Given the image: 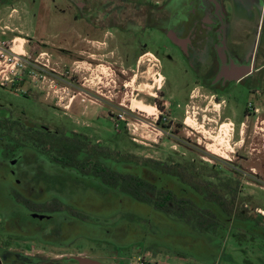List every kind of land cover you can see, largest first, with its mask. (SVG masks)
Returning <instances> with one entry per match:
<instances>
[{"label": "rangeland", "instance_id": "rangeland-1", "mask_svg": "<svg viewBox=\"0 0 264 264\" xmlns=\"http://www.w3.org/2000/svg\"><path fill=\"white\" fill-rule=\"evenodd\" d=\"M79 24L68 15L60 13L54 0H0V27L8 26L17 32L20 30L23 35L9 33V38L16 35L28 40L25 47L27 57L35 59L36 48L42 52L39 62L56 69L55 72L49 70L50 73L42 70L38 75L30 73V80L34 82L31 83L36 89L34 85H21L20 75L14 76L20 73V69L10 75L8 81L0 83V109L23 110V120L42 125L56 136L72 130L85 134L90 137L92 144L109 147L112 152L119 151L122 160L125 156L135 161H166L169 157L178 162L195 159L197 164L215 165L222 176H228L229 170L238 172L240 176L232 173L229 176L240 182V197L246 203L244 208L250 213L254 209V213L264 215V66L243 84L233 83L225 92H220L222 95L218 100L213 93L203 92L200 85L192 86L196 89L195 96L203 94L208 99L203 103L206 99L195 98V108H189L190 113L182 117L188 126L182 124L181 139L187 142L179 144V141L169 139L159 126L157 129L154 126L160 112H167L166 107L172 100L169 97L162 99L161 92L174 93L173 85L170 87L166 83L162 53L158 45L150 44L144 48L143 42L148 43L146 37L140 38V46L133 45L126 37L119 50L115 43L109 41L108 47L93 44L94 48L85 41L74 48L69 44V38L59 42L63 36H68V33L57 32L64 29L62 25ZM43 36L47 42H41ZM158 39L160 35H155V40ZM233 39L237 52L244 47H252L255 54L264 58V1L255 26L235 32ZM19 42L24 43L22 40ZM69 50L76 54H73V59L65 56ZM166 50L172 51L171 48ZM175 58L178 63L175 68L176 77L186 87L192 83L193 75L179 55ZM26 60L31 61L28 58ZM168 64L170 67L172 63ZM262 65L264 60L260 58L256 67ZM81 77L86 87L77 90L75 84ZM33 88L36 95L26 97L27 91ZM140 104L144 111L135 109ZM118 115H123L125 121L116 127ZM22 149L14 158L0 153V171L11 168V161L18 160V167L14 169L31 171L33 175L48 169L68 179L78 176L79 180L92 184L100 200L78 195L75 186L61 189L66 197L64 200L70 199L69 203L83 215L87 214L89 220L81 224L82 237L76 246L61 251L60 257L72 253L101 264H130L140 255L149 264H245L247 257L250 260L262 259L264 262V254L257 248L247 250L252 246L246 244L244 248L238 247L233 234L232 237L227 234V239L214 234L205 235L206 238L203 235L180 237L188 231L181 233L174 228L159 233L158 240H146V243L142 239L136 240H141L140 246L144 248L139 255L129 249L126 253L118 254L115 246L131 244L132 239L138 238L140 230L132 233L127 229V213L123 217L124 212L118 210L112 200L117 192L102 186L94 177L85 178L73 168L48 162L46 156L38 155L33 149ZM202 150L211 157L205 156ZM123 166L141 170L130 163ZM121 199L128 200L124 196ZM129 201V211L145 207ZM100 228H106L109 232L104 236L105 240L111 242L109 245L99 239L91 241L85 238L86 231L95 232L96 235ZM156 228L158 232L161 230L160 226ZM153 244L156 245L146 248ZM187 247L191 250H187L183 258L171 251Z\"/></svg>", "mask_w": 264, "mask_h": 264}, {"label": "flooded vegetation", "instance_id": "flooded-vegetation-1", "mask_svg": "<svg viewBox=\"0 0 264 264\" xmlns=\"http://www.w3.org/2000/svg\"><path fill=\"white\" fill-rule=\"evenodd\" d=\"M54 1L57 2L60 13L68 15L75 22H80L76 26L62 25L64 29L57 32L68 33V36H63L59 42L69 38V44H72L74 48L84 41L94 48L93 44L108 47L109 41L112 44L115 43L119 50L124 45L126 37L129 38L130 43L137 46L142 43L140 38L146 37L148 43L143 42L144 48L149 47L150 44L158 45L162 53L166 83L170 87L173 85L174 93L161 92L162 99L169 97L172 100L166 107L168 111L160 112L154 126L156 129L159 126L169 139L179 141V144L187 142L181 139L182 124L187 125L182 117L190 113L189 108H195L193 106L195 98L206 99L203 103L208 99L203 94L195 96L196 89L192 86L200 85L203 92L213 93L218 100L222 95L220 92H225L233 83L243 84L264 66L256 67L257 60L260 58L264 60V58L258 56V53L255 54L252 47H244L237 52L234 47L235 39H233L235 32L243 29L246 31L255 26L256 18L262 12L264 0ZM15 33L23 35L20 30ZM155 35H160V39L155 40ZM41 38V42H47L44 36ZM24 44L26 47L28 40L25 39ZM168 48L172 51H167ZM173 50L175 56L179 55L187 63V68L193 75L192 83L186 87L178 82L176 77L175 68L178 63ZM34 52L35 60L39 62L42 52L36 48ZM66 53L65 56L69 59L74 58L73 54L76 55L73 50ZM76 62L75 60L74 63ZM39 63V70L28 66L22 72L19 79L22 86L34 85L29 77L32 72L38 75L42 70L47 73H50L49 70L56 71L47 63ZM168 63H172L170 67ZM82 81V77L77 80V85L75 84L77 90L86 87ZM33 87L36 89L35 85ZM34 88L27 91L26 97L36 95ZM22 115L23 110L0 109V153L14 158L23 150L22 148H30L38 155L46 156L48 162H52L45 152L30 146L33 140L39 139L41 130H48L42 125L28 123L22 119ZM67 133L80 137L83 135L85 140H90L89 136L73 130ZM188 141L192 140L188 139ZM89 145L88 151L91 153L92 145L91 143ZM203 154L211 157L204 151ZM169 158L171 160L167 159V161L171 166H175L178 161ZM189 161L200 169L208 166L205 163H195V159ZM11 165V168L0 171V264H78L73 260L77 254L65 253L60 257V252L71 250L76 246L82 237L81 224L87 223L89 218L87 214L83 215L81 211L75 209V206L69 203L70 199L64 200L66 197L64 198L61 189L75 186L78 195L100 201L94 193L92 184L79 180L78 176L68 179L62 174L51 173L48 169L41 170L37 175L27 170L19 171L18 168L14 169L18 167V160H12ZM208 168L221 173L215 165ZM75 170L85 178L93 177L92 174ZM121 172L124 171L121 170ZM128 172L139 173L147 181L157 186L161 183L170 191L174 190L179 183V179L174 177L173 170L163 172L152 168L143 172L134 169ZM231 173L240 175L238 172L229 170L228 174L232 175ZM162 175L165 178L161 179V182ZM214 180L219 182V176ZM118 210L123 211L121 208ZM262 217L264 222V215ZM134 221L140 223V216L137 215ZM106 230V228H100L96 235H94L95 232L86 231L85 238L91 241L99 239L105 241V245H109L111 242L104 237L108 232ZM142 238L151 241V238L144 235L141 237L138 234V238L132 239L131 244L115 246V252L126 253L129 249V251L137 252L136 255L141 254L144 248L140 246L141 240H136ZM154 245L156 244L146 248ZM139 257L143 258V264H149L144 256Z\"/></svg>", "mask_w": 264, "mask_h": 264}, {"label": "trees", "instance_id": "trees-1", "mask_svg": "<svg viewBox=\"0 0 264 264\" xmlns=\"http://www.w3.org/2000/svg\"><path fill=\"white\" fill-rule=\"evenodd\" d=\"M40 133L39 139L31 142V147L45 152L54 163L80 170L85 174H92L102 186L117 192L112 196V200L117 208L125 212L122 214L123 217L127 213L125 220L130 232L136 233L140 230L141 237L144 235L156 240L159 238V233L163 234L169 228H174L181 233L188 231L180 237L185 235H190L191 238L194 237L193 235L205 237V235L214 234L222 235L223 239H227V234L230 237L233 234L238 247L244 248L246 244L252 246L247 250L257 248L264 254L263 217L254 213V209L250 213L247 208H244L246 203L240 197L238 179L230 178L229 175L222 176L208 166L200 169L191 161L177 162L175 166H171L167 160L135 161L127 158L128 156L122 160L119 157L121 154L119 151L112 152L109 147L92 144L91 140H85L83 135L80 137L63 133L58 137L44 130ZM90 143L91 153L88 151ZM129 163L141 170L152 168L163 172L173 170L174 177L179 179V183L171 191L164 188L161 183L157 186L144 179L139 173H129L131 169L136 170L132 166H123ZM218 176L219 182L214 180ZM161 179L164 180L163 175L160 181ZM123 196L128 200L121 199ZM129 200L139 202L145 207L129 211ZM137 215L140 216V223L134 221ZM156 226L161 227L159 232ZM142 239L146 241V238ZM194 245L196 247L195 243ZM187 250L191 249L189 247L182 250L171 249L179 258H183ZM244 262L245 264H264L262 259L250 260L248 257Z\"/></svg>", "mask_w": 264, "mask_h": 264}, {"label": "built area", "instance_id": "built-area-1", "mask_svg": "<svg viewBox=\"0 0 264 264\" xmlns=\"http://www.w3.org/2000/svg\"><path fill=\"white\" fill-rule=\"evenodd\" d=\"M9 33H15V30L8 26L0 27V83L8 81L19 69L20 73L14 76H21L22 72L28 66L38 70L40 68V63L38 61L31 57H27L28 52L25 50V44L19 42L20 40L23 42L25 40L16 35L9 38ZM27 58L32 60L28 62V60H26ZM22 62H24V64ZM122 121H125L124 116L118 115L117 122L115 121L116 127H119ZM143 262V258L138 257L130 264H143Z\"/></svg>", "mask_w": 264, "mask_h": 264}, {"label": "water", "instance_id": "water-1", "mask_svg": "<svg viewBox=\"0 0 264 264\" xmlns=\"http://www.w3.org/2000/svg\"><path fill=\"white\" fill-rule=\"evenodd\" d=\"M73 260H75L78 264H100V262L88 258H82V257H74Z\"/></svg>", "mask_w": 264, "mask_h": 264}, {"label": "bare ground", "instance_id": "bare-ground-1", "mask_svg": "<svg viewBox=\"0 0 264 264\" xmlns=\"http://www.w3.org/2000/svg\"><path fill=\"white\" fill-rule=\"evenodd\" d=\"M138 105V104H137ZM135 109L137 110H141V111H144V107L141 106V104L139 106H136Z\"/></svg>", "mask_w": 264, "mask_h": 264}]
</instances>
